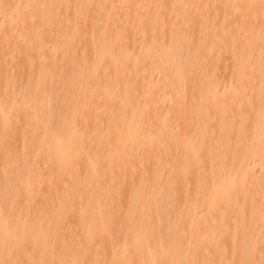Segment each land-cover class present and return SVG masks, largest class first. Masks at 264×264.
I'll return each instance as SVG.
<instances>
[{
  "label": "bare ground",
  "instance_id": "obj_1",
  "mask_svg": "<svg viewBox=\"0 0 264 264\" xmlns=\"http://www.w3.org/2000/svg\"><path fill=\"white\" fill-rule=\"evenodd\" d=\"M263 79L264 0H0V264H264Z\"/></svg>",
  "mask_w": 264,
  "mask_h": 264
},
{
  "label": "rangeland",
  "instance_id": "obj_2",
  "mask_svg": "<svg viewBox=\"0 0 264 264\" xmlns=\"http://www.w3.org/2000/svg\"><path fill=\"white\" fill-rule=\"evenodd\" d=\"M95 43H99V35L96 34L95 35ZM260 92H261V96H264V79L261 83V87H260ZM243 132L245 133L246 130H243ZM255 141L256 138L252 140V142L250 143V147L253 150L254 146H255ZM243 159V160H242ZM248 161L245 158H240V160L238 161V165L237 168L239 171L241 172H247L248 170ZM224 171H228V170H224ZM247 174V173H245ZM160 177H166L167 174L166 173H160L159 174ZM232 184H237V188L240 190H245V188L247 187V185L249 184V177L245 175V178L243 179L242 182L239 181V185H238V181H232ZM249 210L247 209L246 206H244L241 210L240 213H242L243 215H245L244 218V222H248L251 224V229L249 232H247V236L249 237V239H246V244H244L240 250V254L241 256H249V258L256 256L258 253L260 252H264V246L261 248V245L264 242V231L262 229V227L260 226L259 223H257L258 220V216H259V212H257V214L253 215V210H252V214L248 213ZM174 230V226L173 225H166L165 223L161 224L160 227V231H162L163 234H167L169 231H173ZM233 245L236 247L237 246V240L235 239L233 241ZM256 245V247L254 248V246ZM164 250H165V255L167 257H169L173 251H174V244L171 241H168L165 243L164 246ZM243 258V257H242ZM182 264V263H181ZM241 264H246V262H244V260L241 262Z\"/></svg>",
  "mask_w": 264,
  "mask_h": 264
}]
</instances>
